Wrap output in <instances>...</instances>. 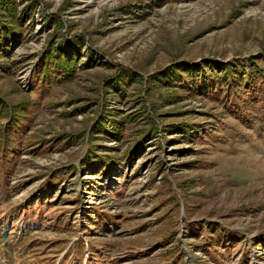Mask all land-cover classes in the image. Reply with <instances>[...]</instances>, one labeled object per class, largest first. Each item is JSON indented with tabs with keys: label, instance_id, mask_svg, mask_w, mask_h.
Segmentation results:
<instances>
[{
	"label": "rangeland",
	"instance_id": "obj_1",
	"mask_svg": "<svg viewBox=\"0 0 264 264\" xmlns=\"http://www.w3.org/2000/svg\"><path fill=\"white\" fill-rule=\"evenodd\" d=\"M0 264H264V0H0Z\"/></svg>",
	"mask_w": 264,
	"mask_h": 264
},
{
	"label": "trees",
	"instance_id": "obj_2",
	"mask_svg": "<svg viewBox=\"0 0 264 264\" xmlns=\"http://www.w3.org/2000/svg\"><path fill=\"white\" fill-rule=\"evenodd\" d=\"M4 5L8 6L7 1L4 2ZM6 6H5V7H6ZM47 59H48V61H50L51 58H47ZM62 60H63V61H62V63H61V66H63V67H64V70L67 71V70L70 69V67H71V66L69 67V65H70V64H69V59L64 57ZM68 67H69V68H68ZM67 68H68V69H67ZM45 70H46V68H42V69H41V72H44ZM109 125H111V124L109 123Z\"/></svg>",
	"mask_w": 264,
	"mask_h": 264
}]
</instances>
